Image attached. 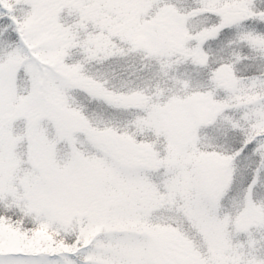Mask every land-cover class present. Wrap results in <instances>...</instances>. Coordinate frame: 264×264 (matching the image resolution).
I'll list each match as a JSON object with an SVG mask.
<instances>
[{
    "label": "snow or ice",
    "instance_id": "1",
    "mask_svg": "<svg viewBox=\"0 0 264 264\" xmlns=\"http://www.w3.org/2000/svg\"><path fill=\"white\" fill-rule=\"evenodd\" d=\"M0 264H264V0H0Z\"/></svg>",
    "mask_w": 264,
    "mask_h": 264
}]
</instances>
